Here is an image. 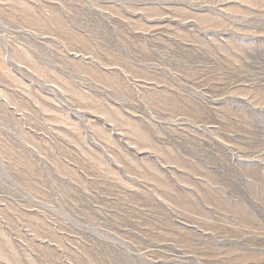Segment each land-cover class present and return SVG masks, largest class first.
<instances>
[{
  "label": "rangeland",
  "instance_id": "374dc122",
  "mask_svg": "<svg viewBox=\"0 0 264 264\" xmlns=\"http://www.w3.org/2000/svg\"><path fill=\"white\" fill-rule=\"evenodd\" d=\"M0 264H264V0H0Z\"/></svg>",
  "mask_w": 264,
  "mask_h": 264
}]
</instances>
